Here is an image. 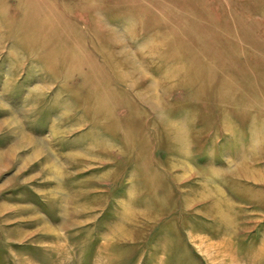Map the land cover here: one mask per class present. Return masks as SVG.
I'll return each instance as SVG.
<instances>
[{
	"label": "rangeland",
	"instance_id": "374dc122",
	"mask_svg": "<svg viewBox=\"0 0 264 264\" xmlns=\"http://www.w3.org/2000/svg\"><path fill=\"white\" fill-rule=\"evenodd\" d=\"M229 235L255 264L264 0H0V264H222Z\"/></svg>",
	"mask_w": 264,
	"mask_h": 264
},
{
	"label": "crops",
	"instance_id": "0c3cea01",
	"mask_svg": "<svg viewBox=\"0 0 264 264\" xmlns=\"http://www.w3.org/2000/svg\"><path fill=\"white\" fill-rule=\"evenodd\" d=\"M224 227L226 228V230H228V229H229V231L231 230L230 224L228 222H226L224 224ZM230 236L231 235L227 236L228 238H223L224 240L226 239L225 242L228 243V244H226L227 245L226 247H223V251L220 250L221 246H222V245H220L222 237L216 238V242H217L216 245L218 246V253L221 254V256L224 258V259L221 258V261L217 260V262H221L222 264H224V260L231 258V260H232L231 264H240L241 260H240L239 250L235 248V246L232 242V239H230ZM218 258H220V255L218 256ZM254 263L255 264H264V245L259 247V256H258L256 262H254Z\"/></svg>",
	"mask_w": 264,
	"mask_h": 264
}]
</instances>
